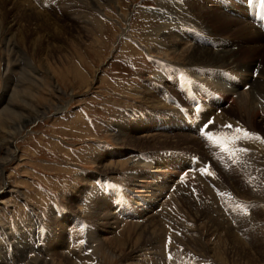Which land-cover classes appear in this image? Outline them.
<instances>
[{"label": "rangeland", "instance_id": "374dc122", "mask_svg": "<svg viewBox=\"0 0 264 264\" xmlns=\"http://www.w3.org/2000/svg\"><path fill=\"white\" fill-rule=\"evenodd\" d=\"M4 1L6 4L3 3ZM14 1L19 3V0ZM26 1L29 3L31 0ZM43 1L34 0V2L40 3L39 5L35 4L37 6L35 8L34 5H25L24 3L25 14L21 17L17 13L15 5L11 6L10 2L0 0V102L2 103H0V107L8 101L18 98L21 100L25 95L31 99L35 107L47 106L45 114L27 122L21 128L20 133L17 135L14 133L11 142L0 144V156L4 155L6 148L11 149L13 153L11 159L3 165L2 177L5 176L7 187L0 189V223L3 224L2 230L8 231L2 237L0 235V264H28V261L31 264H133L134 261V264H167L163 253L164 236L165 228H173L171 225L181 229L179 230L181 235L172 240V245L183 248L185 251L187 248L191 249L190 251L194 255L203 257L211 264H264V192L245 188L239 181V177L234 174L226 173L225 181L237 192V195L244 198V201H251L253 207L250 208L251 211L246 218L234 217L233 221H228L218 206V200L208 188L206 191L211 194L213 204L210 203L208 196L203 199L205 202L202 200L199 203L198 200L190 199L193 198L192 194L183 193L185 196L183 203L172 199L170 205L173 207V212L172 216H169V220L163 219L167 216L163 211L165 208H162L163 210L159 213L155 212L154 215L158 214L154 223L159 232L158 238H154L153 235L147 234L146 230L143 232L137 227L135 239L126 243L124 240L127 239V234L123 232L124 229L120 231L118 229L115 231V235L112 234L113 231L111 232L107 223H101L100 219L103 214L110 210L115 212L116 206L111 203L108 197L102 198L100 191L95 190L96 185L93 181L97 180L98 174L105 176V179L97 181L98 185L102 187V182L107 179L106 174L113 176L114 179L123 180L124 178L123 182L127 185V196L133 212L126 219L128 221L121 222L140 223L142 219L144 222L147 217L150 218L153 215L149 211L144 214V211L150 208L146 199H155L153 193L167 190L171 186L170 179L174 174L187 167V164L182 162L185 157L181 156V153H176L177 150L201 151L202 148L198 139L189 132L172 130L168 133L151 130L160 125L169 126L170 130L175 129L180 123V119L181 122L184 120L177 110V106L175 113L168 112V107L172 105H167L169 100L164 97L165 91L160 99V89H157L159 91L157 92L153 88L152 92L149 87L143 84L141 80L147 77L141 78L137 74L146 70L143 66L140 67L136 59L130 62L133 66L127 63L123 64L121 61L112 64L107 70L125 71V68L129 67L133 71L135 68V76L132 80L130 79L133 75L118 78L114 74L107 76L103 72L100 73L108 62L114 60L109 59V56L115 50V46L111 44L118 27L121 26L120 20L116 19L120 11L125 13L121 23L123 24L125 21V25L130 26V32L135 37L138 34L141 35L144 29L149 31L153 27L154 18H158L157 13L141 12L140 8L130 12L131 3L135 0H105L95 2V6L97 9L102 8L101 14H105L106 19L104 21L91 20V18H95L96 8L94 7L92 10L85 0H82L84 8L79 11V7H75L76 9L72 10L75 12L63 10L61 5L51 4L56 0H51L46 4H43ZM68 1L71 4L77 0ZM178 1L181 2V0ZM209 3L210 0H198V3L197 0H185L184 9L189 15L192 14L198 25L208 29L206 30L208 33L220 35L221 27L216 24V21L196 13L201 6L208 9ZM148 4H150L149 0H142L139 6ZM71 5L77 6L75 3ZM21 7L23 8V5ZM115 7L121 8V10L119 11ZM179 9L181 11V5ZM29 10L34 13L28 14ZM206 11L204 10L205 14L210 12ZM2 12H4V16ZM74 13L77 18L79 17L78 19L71 18ZM234 13L235 11H230L231 15ZM86 17H89L91 21L82 22L81 19ZM42 21L53 23L52 28H40L38 22ZM127 27L122 29L118 37L125 36ZM55 32L57 35L53 38ZM151 34V32L145 33L144 39H149L152 44L159 46L158 50L164 51H159V56L168 57L167 59L181 65L179 51L187 47L189 43L183 41L184 43L181 44V41L172 36L150 39ZM173 40L175 43L179 41L178 49L175 52L166 51L167 47L164 45ZM5 41L6 44L13 45L6 46ZM118 49H124L122 41L116 50ZM151 50L153 54H157L156 50ZM122 55L127 57L125 53ZM250 56L248 54L246 59ZM251 58L254 59L255 56ZM237 59L240 62L243 61L241 58ZM156 63L162 64L158 60ZM6 66H9L8 69ZM160 66L159 68H162V65ZM29 68L33 70L31 71ZM154 72H151L153 77L156 73ZM141 75L145 76V74ZM148 76L151 77L150 72H148ZM31 79L35 81H31ZM151 79L156 80V77ZM142 86L148 89L144 91ZM241 89L243 88L241 87ZM14 90L17 91L15 96H13ZM90 91L92 93H89ZM9 96L11 99H8ZM86 96L87 98L83 100ZM91 100H93L92 103ZM158 101L161 104L156 103ZM86 102L87 105H85ZM57 105L61 107L57 108ZM83 106V112L88 117L99 118L102 121L106 118L105 113L109 114L114 106L119 107L120 110H115L117 114H114L115 119L112 121V124L117 127V132L107 134L108 132L98 130L101 125L91 130L94 122L84 116ZM123 106L128 107L126 109L127 117L119 114ZM79 109L81 111H78ZM131 109H140L137 112L141 118L131 117L127 112ZM67 110L69 111L67 112ZM73 110L75 112H72ZM203 110L207 113L206 106H203ZM214 111L212 109L211 112ZM62 112L65 114L64 116L61 115ZM223 114L235 118L228 113L224 112ZM235 119L244 122L239 118ZM4 132L0 130V138L6 137V132ZM142 134H145V137H142ZM90 137H93L89 139L90 141L101 139L102 142H86ZM82 139L84 141H81ZM143 139L145 141H142ZM64 144L73 146L72 150H76L72 153L74 157L68 156L72 159L65 156L66 147ZM141 151H151L152 161L147 163L144 160L138 163L132 162L131 157L139 156ZM261 152L257 150L255 155H261ZM261 157L263 158V154ZM260 161L264 164L262 160ZM71 162L75 164L71 165ZM144 162L149 165V168H144L146 167ZM179 163L181 166H176ZM66 165L70 167H66ZM153 165L154 167L151 168ZM159 165L164 166L159 169ZM127 171H132V173ZM106 185L108 186L109 183ZM86 190L89 192L90 200L83 204L80 202V196ZM142 198H144V203ZM187 201L191 202V205ZM133 205L138 206V209L135 208V210ZM226 209L229 212L232 211L229 207ZM136 214L138 215L136 216ZM160 214L161 216H159ZM199 216L200 218H198ZM158 217L161 221L157 220ZM74 218H83L85 222L95 226L90 232L91 235L89 231L86 234L89 237L88 245L82 246L79 250H76L75 247L81 246L79 240L83 236L76 239L77 234H80V229L76 226H74L75 228L71 227ZM196 219L197 221H195ZM178 220L180 221L176 222ZM192 224L194 227L190 226ZM72 230L77 234L74 231L71 233ZM139 231L141 234H136ZM104 235L110 236L108 242L103 239ZM122 241L125 243L123 244ZM39 246L42 247L40 252L37 248ZM90 247H92V254L85 255L83 251ZM117 249H120L118 253ZM175 256L174 252L166 253V259L171 263L175 262ZM185 264H202V262H186Z\"/></svg>", "mask_w": 264, "mask_h": 264}, {"label": "bare ground", "instance_id": "6f19581e", "mask_svg": "<svg viewBox=\"0 0 264 264\" xmlns=\"http://www.w3.org/2000/svg\"><path fill=\"white\" fill-rule=\"evenodd\" d=\"M50 1L51 0H44L43 4H46V2L49 3ZM77 1L76 2L74 1V2L71 3V4L75 3L77 5V6H74V7L69 3L68 0H56L54 2L55 4L54 3H51V4H53L54 6L61 5V8L63 10H66V11H70V10L72 11L73 9H76L75 7H79L78 9L80 11L81 9L84 8L83 4H82L83 2H82V0H77ZM85 1H86L87 5L89 7H92V10H93L94 7L96 8L95 10L98 13V15L101 14V9L102 8L101 9L100 8L97 9V7L95 6L96 5L95 2L105 1V0H85ZM6 2L7 3L10 2L11 6L15 5L16 11H17V13L19 15H21V17H23V15L25 14L24 13L25 11L23 10L25 8L24 7V3H25V5H28V4L29 5H34V8L37 7L35 4H38V5L40 4L39 2H34V0L29 1V3L26 0H19V3H16L14 0L13 1L6 0ZM3 3H5V1ZM3 3H1L2 6H4ZM197 3H198V0H197ZM22 5H23V8L21 7ZM185 6H186V4L184 3L183 6H182V11H181V22H187L188 24H190V25H192L194 27H197L200 30V33L203 32L205 34V36H206L205 37L206 40H204L205 44L208 43L209 46L200 45L198 43V41L195 39V37H193V43H190L187 47H185V48L181 49V51H179L178 55H179V57H181V65L184 66L186 68V70H184V75L181 77V85L180 86H176L175 84L169 85V87H168L169 91L173 92L176 95V97L178 98L179 102L181 103V109L188 108V107H192L194 109H198L197 116L202 117V120H204V121L207 120V116L208 115L204 111L205 109L203 110V106L209 105V101H211V102H213L215 104V106H220L222 108L221 115H217L216 116L217 118H220L221 116L222 117L223 116L224 117H230V116L224 115L223 113L225 112V113H228L229 115H233L235 118H239V119L243 120L244 124H246L250 128H252L254 130H260V131L264 132V106L260 107V102L258 100V99H262V101L264 102V34L262 33L263 26H261L260 24H257V23H252L251 19L246 18V8L244 6H242L240 3H238L237 0H210L209 5H207V8L209 10L208 9H204V7L201 6V7H199L198 11H196V13L197 14H203L207 18H209V20L216 21V24H218L221 27L220 29H221L222 33L220 35L217 34V33L216 34L212 33V32L208 33L206 31L208 29H205L202 25H198L194 21L195 19L192 16V14L189 15L187 13V11H185V9H184ZM245 6H247V5H245ZM30 8H33V7H30ZM12 9H13V7H12ZM26 10H28V9H26ZM204 10H207V11H210V12L206 11L207 13L205 14ZM160 11L166 12L165 10H160ZM160 11H156V12H160ZM230 11H235V13L233 15H231ZM72 12H75V11H72ZM2 13H3V16H4V12H2ZM33 13L34 12L31 13L30 10L28 12V14H33ZM7 15H8V13H7ZM74 17L77 18L76 13L72 14V16H71V18H74ZM89 17H86L85 19H81V21L82 22H86V21L89 22V20H90ZM47 18H49V17H47ZM95 18H97V17L95 16ZM37 20L39 21V18H37ZM49 20H50V18H49ZM43 21L42 22H38L40 28L41 27L46 28V29H51L52 28V24L53 23L48 22V21H47V23H44L45 21L44 22ZM96 21H99V20H96ZM56 33L57 32L54 33L55 35L53 34V38L56 37V35H57ZM10 38H11V36H10ZM180 39H181V44H183L185 42L184 39H186V35L182 34ZM7 40L8 39H6V41ZM6 41H5V44H6ZM174 41L175 40L167 43L166 47H168V49H169V50H167L168 52H175L178 49V46H179L178 42L175 43ZM12 45H11V43L6 44V46H9V47H11ZM154 45L157 46V44H154ZM240 53H242V54H240ZM250 53H252V56H250ZM248 54H249L250 57L248 59H246ZM253 56H255L254 59L251 58ZM237 58H241V59H243V61L240 62V61H238ZM175 64L179 65V63H177V62H175ZM160 65H162V68H159V67H161ZM8 67L9 66H6V69H8ZM156 68L158 70L157 73L154 72L155 73L154 78L156 77V80H160L161 81L163 78H168V75H169V72H170L168 67H166L164 64L156 63ZM171 68H174V67H171ZM29 69L31 71L33 70L31 68H29ZM175 70L177 72H179L177 68ZM179 70H181V69H179ZM225 71H230L231 73H234L236 75V77L240 79L239 83L233 84V82L224 81L222 79L221 75ZM254 71H257L258 73L253 77V72ZM213 73H216V74H219V75L217 77H212ZM29 78L30 77H29V74H28V80L30 81ZM148 80H152V79L148 76L147 78H145L144 80H141V81L143 82V81H148ZM31 81H35V80L31 79ZM228 83H231L232 89H228L227 88L228 87ZM246 84L250 85L249 88L247 90L241 89L240 86L241 85L244 86ZM142 88H143V86H142ZM147 89L148 88H143L144 91H146ZM157 89H160L161 91H165V90L162 89V85L160 83H156L155 84L154 90L157 91ZM16 92H17L16 90L13 91V93H14V94L12 93L13 96H15ZM157 92H159V91H157ZM235 93H236V95H234ZM10 96L8 97V99H11ZM164 97L167 100H169L168 96L166 94L164 95ZM18 99H14L13 101L12 100L8 101V102H6L5 105L0 107V130L6 132V137L5 138H0V144H2V143L7 144L11 139L13 140L12 136L14 135V133L17 135L18 133H20L22 131L21 128H23V126L27 122H29L31 120H34L35 118L39 117V115L41 117V116H43L45 114V109L47 108V106H42L41 105L42 107H39V106L35 107L33 105L32 101H31V99L29 97H27L26 95H25V97L21 98V100H18ZM156 103H160V102L158 101ZM56 107L60 108L61 106L57 105ZM175 107L176 106L168 107L169 108L168 112H170V113L174 112L175 113L178 110V109L176 110ZM28 108L30 109L29 111L26 110ZM213 109L215 110V108H213ZM209 127H213V125L211 124V125H209ZM142 135H143L142 137H145V134H142ZM139 137H141V136H139ZM151 139H152V137H151ZM193 139L196 140L195 138H193ZM142 141H145V140L143 139ZM149 141H151V140H149ZM121 142H122V140H121ZM11 156H13V153H12L11 149H9V148H6V150L4 152V155L0 156V182H1L0 189L1 188L5 189L7 187V182H6L5 176H4V178L2 177V175H3V165L5 164V162H7V160L9 161L11 159ZM261 156L262 155H258L257 158H258V160H262L264 162V159H263L264 158V153H263V158ZM137 157H133V158L131 157L132 162L133 161H134V163L141 162V159H136ZM182 162L187 164V160L185 158L183 159ZM124 163H126V162H124ZM146 163L144 162L146 167H144V166L143 167L144 168H149V165L146 164ZM105 164H107V163H105ZM119 165H121V164L119 163ZM150 165H152V164L150 163ZM159 166H160L159 169H161V168H163L164 165H159ZM176 166L180 167L181 163L177 164ZM153 167H154V165L151 166V168H153ZM111 169H113V168H111ZM159 171H162V170H159ZM172 180H173V177L170 179V181H172ZM181 181H183V180H181ZM181 193L183 195L184 192L181 190ZM153 194H154L155 199H152V200L151 199H146V200H148L147 202H149V206L150 207L152 206V204H154V208H156L157 207V202H158V200H161V197H162L163 194H162V191H160V190L158 192H156V193H153ZM170 198L167 199V201L169 203L172 201V199L179 200V201H181V203L184 202V200H183L184 196H182L179 199L178 198H171L170 199ZM0 199H1V197H0ZM143 200H144V198H142V202H143ZM3 202L4 201H2V204H4ZM173 204H175V203H173ZM188 204L191 205V202H188ZM133 206H134V209L135 208L138 209V206L137 207L135 205H133ZM97 207H99V206H97ZM109 209H111V208H109ZM163 211H166V209H164ZM157 213H159V212H157ZM157 213H156V215L153 214L152 216H150V218L147 217L146 220L144 219L145 220L144 222H143V219H142V222H140V223H138V222L137 223H132V222L124 223L125 221H128V220L119 219L120 217H119V214L117 213V211H115V212L113 211L112 212L110 210L109 212H106L105 214L102 213L103 216L101 217L100 220H101V223H107L108 224V226H109L108 228H110L111 232L113 231L112 234L113 233L115 234V231H117L118 229H119L118 231L124 229L123 232H125L127 234V239L124 240V241H126V243H127L128 241L130 242V240H132L134 238L135 229L137 227L139 228V230H141L143 232L146 230L147 231L146 233L147 234H151V236L153 235L154 238H158L159 232L157 231L158 230L157 227L154 226V223H155V220H156V216H158ZM189 213H191V212H189ZM136 215H138V214H136ZM159 216H161V214ZM200 216L198 218H200ZM158 219H159V221H161L160 217H158L157 220ZM190 219H188V220H190ZM121 221H124V222L122 223ZM195 221H197V219ZM133 222H134V219H133ZM189 222L191 223V221H189ZM204 224H206V223H204ZM2 226H3V224L0 223V233H3V234H0L1 237L4 234L8 233L7 230H2V228H3ZM148 226H149V228H148ZM190 226L194 227L193 224L190 225ZM208 226H209V222H208ZM127 228H128V230H126ZM207 229H208V227H207ZM73 231L74 230H72L71 233H73ZM141 231L136 232V234H141ZM75 234H77V232H75ZM105 235H106V233H105ZM115 235H113V236H115ZM109 237L110 236H105V238H103L105 240V242L109 241ZM137 237H139V236H137ZM95 240H96V237H95ZM124 241H122L123 244L125 243ZM160 241H161V239H160ZM30 244H31V242H30ZM27 245H28V243H27ZM71 247H72V245H71ZM153 247H151V248H153ZM229 247H230V245H229ZM37 248L39 249V252L42 249V247H40V246L37 247ZM117 248H121V247H117ZM118 250H120V249H117V253H118ZM129 250H130V248H129ZM125 251L128 252V250H125ZM135 251L137 252L138 250H135ZM40 254H42V253H40ZM47 254H48V252H47ZM41 256H43V254ZM41 256L39 255V257H41ZM230 256H231V254H230ZM111 257L112 256L110 255V258ZM44 258H45V256H44ZM82 258H81V260H82ZM27 263L31 264L30 261H28ZM134 263H135V261H134Z\"/></svg>", "mask_w": 264, "mask_h": 264}, {"label": "snow or ice", "instance_id": "6c2138e0", "mask_svg": "<svg viewBox=\"0 0 264 264\" xmlns=\"http://www.w3.org/2000/svg\"><path fill=\"white\" fill-rule=\"evenodd\" d=\"M228 127H231V125H229ZM245 135H247V133H245Z\"/></svg>", "mask_w": 264, "mask_h": 264}]
</instances>
